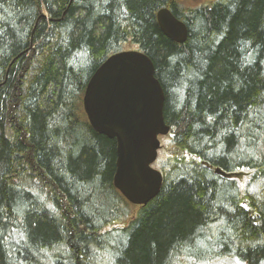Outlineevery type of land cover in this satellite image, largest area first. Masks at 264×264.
<instances>
[{
	"label": "trees",
	"instance_id": "1",
	"mask_svg": "<svg viewBox=\"0 0 264 264\" xmlns=\"http://www.w3.org/2000/svg\"><path fill=\"white\" fill-rule=\"evenodd\" d=\"M130 49L154 63L170 127L146 205L113 186L116 141L82 108L94 70ZM230 258L264 264V0H0V264Z\"/></svg>",
	"mask_w": 264,
	"mask_h": 264
},
{
	"label": "water",
	"instance_id": "2",
	"mask_svg": "<svg viewBox=\"0 0 264 264\" xmlns=\"http://www.w3.org/2000/svg\"><path fill=\"white\" fill-rule=\"evenodd\" d=\"M156 21L169 39L186 41L187 25L168 8L157 11ZM164 101L154 63L136 49L108 56L86 83L83 111L94 131L115 139L113 186L132 205L148 203L162 184L161 171L153 163L161 137L170 130L163 115Z\"/></svg>",
	"mask_w": 264,
	"mask_h": 264
},
{
	"label": "rangeland",
	"instance_id": "3",
	"mask_svg": "<svg viewBox=\"0 0 264 264\" xmlns=\"http://www.w3.org/2000/svg\"><path fill=\"white\" fill-rule=\"evenodd\" d=\"M202 1H205V0H194L195 3L202 2ZM153 166L156 167L155 162L153 163ZM252 175H253V170L242 169L232 174H229L228 177L236 180L239 191L241 193H244L246 190L247 184L249 183ZM134 208H136V206H134ZM198 264H203V263H198ZM214 264H246V263L241 262L240 260L236 258H230V259H223L220 261H216V263Z\"/></svg>",
	"mask_w": 264,
	"mask_h": 264
},
{
	"label": "bare ground",
	"instance_id": "4",
	"mask_svg": "<svg viewBox=\"0 0 264 264\" xmlns=\"http://www.w3.org/2000/svg\"><path fill=\"white\" fill-rule=\"evenodd\" d=\"M109 56H110V55H109ZM95 70H96V69H95ZM95 70H94V71H95ZM92 74H93V73H92ZM92 74H91V75H92ZM146 204H147V203H146ZM146 204H145V205H146Z\"/></svg>",
	"mask_w": 264,
	"mask_h": 264
}]
</instances>
